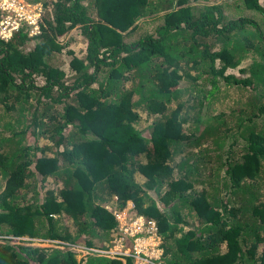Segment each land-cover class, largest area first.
Wrapping results in <instances>:
<instances>
[{
  "label": "trees",
  "instance_id": "16d2710c",
  "mask_svg": "<svg viewBox=\"0 0 264 264\" xmlns=\"http://www.w3.org/2000/svg\"><path fill=\"white\" fill-rule=\"evenodd\" d=\"M28 1L40 33L0 38V264H134L103 251L128 200L159 264H264V4Z\"/></svg>",
  "mask_w": 264,
  "mask_h": 264
},
{
  "label": "built area",
  "instance_id": "2783aa9c",
  "mask_svg": "<svg viewBox=\"0 0 264 264\" xmlns=\"http://www.w3.org/2000/svg\"><path fill=\"white\" fill-rule=\"evenodd\" d=\"M43 5L40 1L0 0V38L8 40L23 25L28 26V33H40V20ZM116 198V195L113 196ZM132 205V203L130 202ZM118 220L119 235L112 245L103 251L129 255L135 264H159L156 258L161 253L160 235L156 222L151 218L133 213L124 214L122 208H111ZM121 209V210H120Z\"/></svg>",
  "mask_w": 264,
  "mask_h": 264
},
{
  "label": "rangeland",
  "instance_id": "374dc122",
  "mask_svg": "<svg viewBox=\"0 0 264 264\" xmlns=\"http://www.w3.org/2000/svg\"><path fill=\"white\" fill-rule=\"evenodd\" d=\"M260 2H261V4H264V0H260ZM148 21H150V23L147 25V27H146V29L147 28H149V26H152L153 25V21L152 20H148ZM155 21V20H154ZM79 38H80V35H77ZM79 42L80 41H78L77 43H75L74 44V42L72 43V46L75 48L74 50L76 51V52H78L79 51V49L81 50V48H82V42H80V44H79ZM233 71L234 72H237V68H233ZM207 113H210V111L208 112L207 111ZM0 181H1V179H0ZM108 204V203H107ZM116 208V205H114L113 204V202H110L109 203V207H111V208H114V207ZM132 205L130 204V202L129 203H127L122 209H124V214H126L127 216L128 215H131L132 213H133V209H132V207H131ZM121 210V209H120ZM42 244H48V242H42ZM81 257V254L80 253H78V254H76V258L77 259H79Z\"/></svg>",
  "mask_w": 264,
  "mask_h": 264
},
{
  "label": "clouds",
  "instance_id": "9594fccd",
  "mask_svg": "<svg viewBox=\"0 0 264 264\" xmlns=\"http://www.w3.org/2000/svg\"><path fill=\"white\" fill-rule=\"evenodd\" d=\"M41 3H42V2H41ZM129 202H131V201L128 200V201L126 202V204L129 203ZM131 203H132V202H131ZM126 204H125V205H126ZM125 205H124V206H125ZM124 206H123V207H124ZM132 206H133V204H132ZM123 207H122V208H123ZM139 215H140V214H139ZM151 219H152V218H151ZM153 220H154V219H153ZM154 221H155V220H154ZM155 222H156V221H155ZM156 224H157V223H156ZM157 227H158V225H157ZM158 232H159V231H158ZM159 235H160V234H159ZM115 238H116V237H115ZM115 238H114V239H115ZM113 241H114V240H113ZM160 243H161V236H160ZM111 245H112V244H111ZM160 248H161V245H160ZM161 249H162V248H161ZM161 251H162V250H161ZM160 254H161V253H160ZM159 256H160V255H159ZM159 258H160V257L156 258V260H158ZM134 264H135V263H134Z\"/></svg>",
  "mask_w": 264,
  "mask_h": 264
}]
</instances>
